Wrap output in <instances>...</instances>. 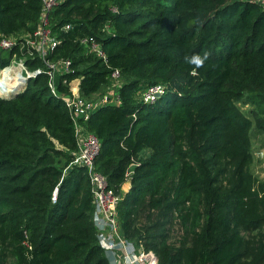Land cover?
Masks as SVG:
<instances>
[{
	"label": "trees",
	"instance_id": "trees-1",
	"mask_svg": "<svg viewBox=\"0 0 264 264\" xmlns=\"http://www.w3.org/2000/svg\"><path fill=\"white\" fill-rule=\"evenodd\" d=\"M40 10L41 0H0V40L16 38L0 45V68L25 57L28 70L40 69L15 96L0 95V264H109L86 169L72 163L70 111L19 35L33 33ZM48 15L57 43L45 58L70 61L59 92L78 78V91L93 98L113 70L121 77L114 100L80 120L99 138L95 168L120 194L121 235L152 250L156 264H264V178L250 170L252 125L264 132L262 6L58 0ZM204 53L203 66L189 63ZM155 83L164 91L152 102L137 97ZM238 102L253 106L249 115Z\"/></svg>",
	"mask_w": 264,
	"mask_h": 264
},
{
	"label": "built area",
	"instance_id": "built-area-1",
	"mask_svg": "<svg viewBox=\"0 0 264 264\" xmlns=\"http://www.w3.org/2000/svg\"><path fill=\"white\" fill-rule=\"evenodd\" d=\"M264 9V0H256ZM58 0H41L40 18L37 28L29 37H23L29 48V54L33 52L41 56L46 63L44 70L48 75L47 86L49 91L56 96H60L65 106L70 111L73 121V127L76 137V148L73 155L72 163L83 166L86 169L89 180L92 202H93V220L97 229V240L102 246L108 257L109 264H156V256L152 250H144L142 247H137L129 240H126L119 231L116 218V203L120 198V194L114 192L106 184L103 174L95 168V157L99 152V138L81 124L80 120H86L94 108L102 103L113 101L109 94L95 95L94 98H87L81 95L78 91V82L72 84L68 82L67 93L59 92L57 88V77L60 73L69 70L70 61L68 59H56L50 61L46 59V55L51 51L57 39L52 35L49 29V12ZM68 25L65 26L67 28ZM13 37H3L0 40V45L4 48H10L15 43ZM81 42L87 45L90 52H95L99 57L105 59L106 54L103 52L100 43L91 37L81 39ZM22 44L20 43V46ZM25 57H18L11 61L9 65L0 68L3 71L5 68L17 65V68L22 76H35L40 71L39 68L28 70L24 63ZM119 74L116 69L112 72L111 82ZM2 80V81H1ZM0 80V94H5L10 88L9 82ZM112 84V83H110ZM163 84H151L140 91V98L144 102H152L157 96L164 91ZM116 97L115 99H117ZM112 99V100H111ZM54 197V195H53Z\"/></svg>",
	"mask_w": 264,
	"mask_h": 264
},
{
	"label": "rangeland",
	"instance_id": "rangeland-1",
	"mask_svg": "<svg viewBox=\"0 0 264 264\" xmlns=\"http://www.w3.org/2000/svg\"><path fill=\"white\" fill-rule=\"evenodd\" d=\"M21 37H29V35L25 32L19 34ZM14 68H17V65H12ZM2 81V80H1ZM9 82V79L7 80ZM79 81L78 78H74L71 80L72 84ZM6 82V81H4ZM121 82L120 74L115 76V78L112 80V84H108L105 86L103 90H99L95 93V95H102V94H109L112 95L116 92L115 88L117 85ZM94 95V96H95ZM137 97L140 98V92L137 93ZM94 98V97H93ZM113 99V98H112ZM238 107L242 109L246 114H250V108L253 106L251 104L246 105L245 103L238 102ZM250 140L252 145V160L250 162V170L253 172V174L262 179L264 178V132L259 130L255 125H252L251 131H250Z\"/></svg>",
	"mask_w": 264,
	"mask_h": 264
},
{
	"label": "bare ground",
	"instance_id": "bare-ground-1",
	"mask_svg": "<svg viewBox=\"0 0 264 264\" xmlns=\"http://www.w3.org/2000/svg\"><path fill=\"white\" fill-rule=\"evenodd\" d=\"M24 76H22L18 70V68L9 67L5 68L3 71H0V80L3 79V81H6L9 79V88L11 89L10 82L16 83L17 81H23ZM20 84H16V86L13 88V91L16 87H18Z\"/></svg>",
	"mask_w": 264,
	"mask_h": 264
},
{
	"label": "water",
	"instance_id": "water-1",
	"mask_svg": "<svg viewBox=\"0 0 264 264\" xmlns=\"http://www.w3.org/2000/svg\"><path fill=\"white\" fill-rule=\"evenodd\" d=\"M31 76L30 75H25L24 78H23V81H17L16 83H13V82H10L11 84V89H9L5 94H0L2 97L4 98H11L13 96H15L16 94V91L18 90L19 87L22 86V84L26 83L27 80L30 78ZM6 82L8 83V81L6 80ZM16 84H20L18 88H16V90L13 91V88L16 86Z\"/></svg>",
	"mask_w": 264,
	"mask_h": 264
},
{
	"label": "clouds",
	"instance_id": "clouds-1",
	"mask_svg": "<svg viewBox=\"0 0 264 264\" xmlns=\"http://www.w3.org/2000/svg\"><path fill=\"white\" fill-rule=\"evenodd\" d=\"M187 59V58H186ZM209 59V53H204L203 56L193 57L189 63L194 64L197 68L203 66L204 62Z\"/></svg>",
	"mask_w": 264,
	"mask_h": 264
},
{
	"label": "crops",
	"instance_id": "crops-1",
	"mask_svg": "<svg viewBox=\"0 0 264 264\" xmlns=\"http://www.w3.org/2000/svg\"><path fill=\"white\" fill-rule=\"evenodd\" d=\"M131 172V170H129ZM129 189V181L126 179L122 184H121V191L125 192Z\"/></svg>",
	"mask_w": 264,
	"mask_h": 264
}]
</instances>
